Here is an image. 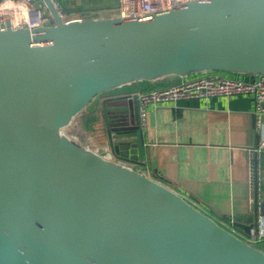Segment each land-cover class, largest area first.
<instances>
[{"label":"water","instance_id":"95a60500","mask_svg":"<svg viewBox=\"0 0 264 264\" xmlns=\"http://www.w3.org/2000/svg\"><path fill=\"white\" fill-rule=\"evenodd\" d=\"M43 1L52 24L0 28V264H264L257 245L132 166L145 164L134 97L101 96L112 159L65 132L96 96L133 81L264 74V0L66 22Z\"/></svg>","mask_w":264,"mask_h":264},{"label":"crops","instance_id":"0c3cea01","mask_svg":"<svg viewBox=\"0 0 264 264\" xmlns=\"http://www.w3.org/2000/svg\"><path fill=\"white\" fill-rule=\"evenodd\" d=\"M175 79L164 76L130 82L104 95L125 94L131 98L138 90L165 86ZM101 100L99 97L94 107L102 126L96 139L102 148L96 152L112 159ZM94 109L87 114L81 111L77 116L94 113ZM253 109L250 95L148 104L145 124L140 125L145 164L132 166L184 194L221 226H228L238 235L246 236L253 228L256 236L261 237L257 246L264 251V221H258L260 206L264 204V149L260 146L264 143V131H256ZM254 142L258 154L256 167L251 149Z\"/></svg>","mask_w":264,"mask_h":264},{"label":"built area","instance_id":"2783aa9c","mask_svg":"<svg viewBox=\"0 0 264 264\" xmlns=\"http://www.w3.org/2000/svg\"><path fill=\"white\" fill-rule=\"evenodd\" d=\"M186 1L188 0H117L116 7H113L114 11L107 14H99L101 9H82L79 12L66 13L64 0H51L56 12L64 22L109 14H118L122 17H142L160 14L179 7ZM35 3L38 4L37 7L34 5ZM6 4H10L11 6L3 7ZM6 21L13 28L26 27L34 29L52 24L53 18L49 14L43 0H0V28L5 26ZM175 78L176 81L168 85L138 90L131 94L130 97H134L138 103V119L141 126L145 124L146 107L148 104L174 102L193 97L250 95L254 100L253 115L256 131H264L263 73L236 77L217 71H204ZM260 146L264 149V143ZM181 195L198 208L184 194ZM260 211L258 221L263 222L262 205L260 206ZM225 226L223 227L238 235L233 229ZM238 236L254 245H257L261 238L260 236H256L253 228H250L246 236Z\"/></svg>","mask_w":264,"mask_h":264},{"label":"rangeland","instance_id":"374dc122","mask_svg":"<svg viewBox=\"0 0 264 264\" xmlns=\"http://www.w3.org/2000/svg\"><path fill=\"white\" fill-rule=\"evenodd\" d=\"M101 1V0H99ZM105 1V0H103ZM115 9L113 7H105L102 8L99 12V14H107L110 13L112 11H114ZM138 81H133L132 83H137ZM98 99V97H95L88 106H86L82 111L84 112V114H87L89 112V110L94 109V107L96 106V100ZM96 109H94L95 111ZM96 115V119L94 121H91V128H89L88 131L85 132V139L82 142V140H77L75 138L74 139L76 142H78L79 144H81L82 146L91 149L93 151L96 152L97 149H101L102 148V144L99 143L96 139H98V136L100 137V129H102V126H100L99 124L101 123L100 120V116L98 114V109L94 112ZM80 128V127H78ZM65 132L67 133L66 129Z\"/></svg>","mask_w":264,"mask_h":264},{"label":"trees","instance_id":"16d2710c","mask_svg":"<svg viewBox=\"0 0 264 264\" xmlns=\"http://www.w3.org/2000/svg\"><path fill=\"white\" fill-rule=\"evenodd\" d=\"M226 74V73H225ZM229 76H233L231 74H227ZM159 78L155 79L158 80ZM157 87L153 86L152 88ZM96 119L95 113L88 114L86 116L79 115L72 123L66 128L67 134L71 136L72 138H75L77 140H82V142L85 139V132L91 128V121H94ZM80 127V128H78Z\"/></svg>","mask_w":264,"mask_h":264},{"label":"clouds","instance_id":"9594fccd","mask_svg":"<svg viewBox=\"0 0 264 264\" xmlns=\"http://www.w3.org/2000/svg\"><path fill=\"white\" fill-rule=\"evenodd\" d=\"M11 5L10 4H6V5H4L3 7H10Z\"/></svg>","mask_w":264,"mask_h":264},{"label":"flooded vegetation","instance_id":"af4514ba","mask_svg":"<svg viewBox=\"0 0 264 264\" xmlns=\"http://www.w3.org/2000/svg\"><path fill=\"white\" fill-rule=\"evenodd\" d=\"M102 95H104V94H100V95H98V96H96V97H98V98H99V97H101Z\"/></svg>","mask_w":264,"mask_h":264}]
</instances>
